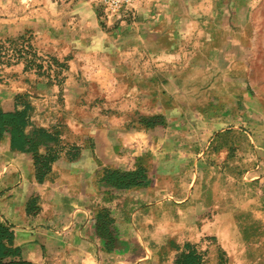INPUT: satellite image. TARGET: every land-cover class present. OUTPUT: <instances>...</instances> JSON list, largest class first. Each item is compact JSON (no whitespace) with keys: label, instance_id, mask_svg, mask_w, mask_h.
Wrapping results in <instances>:
<instances>
[{"label":"rangeland","instance_id":"obj_1","mask_svg":"<svg viewBox=\"0 0 264 264\" xmlns=\"http://www.w3.org/2000/svg\"><path fill=\"white\" fill-rule=\"evenodd\" d=\"M182 2L174 1L173 8ZM4 17L6 0H0V40L23 37L35 50V64L41 68L34 64L24 70L23 61L0 65V111L26 109V134L39 128L58 132L60 151L42 182L35 179L32 154L26 152L31 156L33 178L39 184L80 189L75 191L77 210L94 223L102 250L115 248L118 218L119 224L124 225L125 240L121 244L125 252L158 253L155 264H167L171 253H176V264L182 253L191 250L204 254V264H264V0H249L253 65L248 71L249 140L260 146L249 150V160L262 162L263 172L259 177H249V201L243 191L239 193L238 208L228 210L218 204V197L229 202V196L235 194L214 195L211 182L215 175H227L226 182H230L231 174H241L235 170L230 173L229 166H235L233 160L236 161V154L240 155L241 148L234 144L241 137L239 129L245 126L237 124L242 118L237 115L241 99L216 95L220 75H210L212 81L206 78L203 86L209 96L200 102L190 99L193 113H175L172 118L164 112L163 97H135L132 90L120 98L102 94L87 97L89 83H67L63 76L65 61L39 53L28 31L6 35ZM102 18L111 21L110 25L116 24L113 19L104 18L103 13ZM230 21L233 25L245 24L244 17ZM17 64L22 65L21 72L14 70ZM25 72L45 78L53 89L52 104L40 106L43 104L37 95L41 93L37 83L27 81L29 90L15 91L23 87ZM105 84L101 91L108 89L109 83ZM177 84L181 86L180 82ZM178 94L175 103L183 101L181 92ZM222 127L233 128L213 135ZM38 152H44L43 146ZM70 154H76L75 159H69ZM108 170L134 175L119 178L107 175ZM113 181L135 185L117 187L111 184ZM214 198L218 201L214 202ZM27 203L34 213L40 199L31 196ZM12 258L17 260L18 255L9 254L2 261Z\"/></svg>","mask_w":264,"mask_h":264},{"label":"crops","instance_id":"obj_2","mask_svg":"<svg viewBox=\"0 0 264 264\" xmlns=\"http://www.w3.org/2000/svg\"><path fill=\"white\" fill-rule=\"evenodd\" d=\"M100 1L6 0L5 34L28 31L39 53L65 61L63 76L67 83H89L87 97L102 94L120 98L130 90L135 97H163L164 112L171 118L175 113H193L190 99L200 102L209 96L203 86L206 78L212 81L210 75H220L216 95L241 99L237 115L242 118L237 124H244L245 129H239L241 137L234 144L241 148L240 155L233 160L235 166H229L230 173L235 170L241 174H231L230 182H226L227 175H215L212 190L218 196L235 194L229 196V202L218 197V204L226 210L238 208L239 193L243 191L249 201V177H259L263 172L262 162L249 160V150L260 148L249 140L248 71L253 65L249 0H181L177 9L173 2L179 0H148L135 9L123 7L113 18L114 25L102 20ZM238 17L245 18L244 26L231 23L230 19ZM14 70L21 72L22 65L17 64ZM22 77L23 87L15 91L29 90L30 86L25 85L28 82L37 83L41 90L37 95L43 104L40 106L53 103V89L45 78L26 72ZM105 83H109L108 89L101 91ZM179 92L183 101L175 103ZM229 128L233 127H222L213 135ZM58 186L35 182L31 156L10 146L8 132L1 134L0 224L12 231L17 260L30 264H155L158 253L125 252L121 244L125 240L124 225L118 218V242L112 250H102L94 223L77 210L75 191L80 189ZM35 195L40 203L38 210L31 213L27 202ZM175 254L169 255L167 264H173Z\"/></svg>","mask_w":264,"mask_h":264},{"label":"trees","instance_id":"obj_3","mask_svg":"<svg viewBox=\"0 0 264 264\" xmlns=\"http://www.w3.org/2000/svg\"><path fill=\"white\" fill-rule=\"evenodd\" d=\"M20 42L19 44L17 42ZM36 52L23 37L15 39L0 40V65H10L23 61L24 70L35 64ZM37 68L40 65L35 64ZM27 110L14 109L12 111H0V135L8 132L10 136V146L15 150H21L32 154L34 176L38 182H42L49 173L51 164L57 159L59 154L58 139L56 131L52 133L46 129L39 128L30 134L24 132V127L28 124ZM43 146L44 152L39 153L38 148ZM76 154H70L69 159H75ZM115 175L119 178L129 177L134 173L120 174L117 170H108L107 175ZM117 187H127L135 183L111 182ZM13 234L8 226L0 224V264H30L21 260L10 259L3 262L4 256L9 254L18 255V249L12 248ZM204 254L196 251L182 253L177 259L176 264H204Z\"/></svg>","mask_w":264,"mask_h":264},{"label":"built area","instance_id":"obj_4","mask_svg":"<svg viewBox=\"0 0 264 264\" xmlns=\"http://www.w3.org/2000/svg\"><path fill=\"white\" fill-rule=\"evenodd\" d=\"M148 0H101L100 6L103 17L113 19L123 7H138Z\"/></svg>","mask_w":264,"mask_h":264}]
</instances>
